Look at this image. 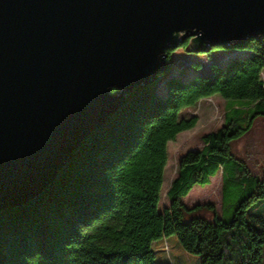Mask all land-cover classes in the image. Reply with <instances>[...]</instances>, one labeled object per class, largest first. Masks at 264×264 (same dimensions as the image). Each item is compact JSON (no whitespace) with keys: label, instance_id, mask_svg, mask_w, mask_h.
I'll return each mask as SVG.
<instances>
[{"label":"trees","instance_id":"16d2710c","mask_svg":"<svg viewBox=\"0 0 264 264\" xmlns=\"http://www.w3.org/2000/svg\"><path fill=\"white\" fill-rule=\"evenodd\" d=\"M223 49L235 51L205 62L209 75L160 79L167 69L127 94L40 194L0 210V264H155L151 243L170 235L200 264H263L264 213L249 207L264 199V168L253 172L238 145L264 122V36ZM216 94L222 125L179 157L160 209L167 144L197 124L179 113ZM219 171L221 216L213 203L185 206Z\"/></svg>","mask_w":264,"mask_h":264},{"label":"water","instance_id":"95a60500","mask_svg":"<svg viewBox=\"0 0 264 264\" xmlns=\"http://www.w3.org/2000/svg\"><path fill=\"white\" fill-rule=\"evenodd\" d=\"M263 36L264 0H0V210L40 194L168 51Z\"/></svg>","mask_w":264,"mask_h":264},{"label":"rangeland","instance_id":"374dc122","mask_svg":"<svg viewBox=\"0 0 264 264\" xmlns=\"http://www.w3.org/2000/svg\"><path fill=\"white\" fill-rule=\"evenodd\" d=\"M233 49L213 48L208 53H193L188 47L179 46L169 51L170 67L162 73L160 79L169 75H178L182 79L200 74L209 75L211 66L205 67V62L218 63L227 55L233 53ZM200 64L201 68H198ZM181 66L182 69H181ZM261 77L264 81V72ZM158 88L160 86H157ZM163 93V89L160 95ZM226 101L219 95L200 100L195 106L184 109L179 113L180 118H197L196 126L189 131L179 133L173 141L167 144V163L163 173L161 189L160 209L168 205L165 192L175 176L179 157L189 150H199L203 146V136L217 130L222 125L223 113ZM240 155L248 162L255 173H260L264 168V122H259L254 131L244 138L238 145ZM220 171L211 178L205 186L195 185L190 192L182 198L185 206L194 204L213 203L217 207V213L221 216ZM233 207L228 202L224 211V218L229 219ZM250 213H264V199L253 202L249 207ZM155 264H200L197 255L187 253L179 244L175 235L163 237L151 243ZM264 264V247L262 249Z\"/></svg>","mask_w":264,"mask_h":264}]
</instances>
